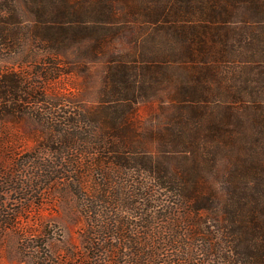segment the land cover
<instances>
[{
    "label": "trees",
    "instance_id": "1",
    "mask_svg": "<svg viewBox=\"0 0 264 264\" xmlns=\"http://www.w3.org/2000/svg\"><path fill=\"white\" fill-rule=\"evenodd\" d=\"M251 24H264V0H0V61L27 45L104 63L97 107L48 121L51 163L85 158L118 212L103 218L101 197L78 190V264H264V106L224 85L227 63H264ZM22 77L0 73V113L21 102ZM152 99L164 116L142 128L135 111Z\"/></svg>",
    "mask_w": 264,
    "mask_h": 264
},
{
    "label": "rangeland",
    "instance_id": "2",
    "mask_svg": "<svg viewBox=\"0 0 264 264\" xmlns=\"http://www.w3.org/2000/svg\"><path fill=\"white\" fill-rule=\"evenodd\" d=\"M24 4H22V7ZM23 18L24 26L30 18ZM243 23L233 27L241 29ZM254 38L261 36L260 25H247ZM259 34V35H258ZM250 35V34H247ZM22 36H27L22 34ZM232 37L233 34H232ZM126 40V38H124ZM260 40V39H259ZM251 49L255 60L264 56V39H255ZM123 47L128 43L122 42ZM237 39L228 42L229 51L244 53ZM213 46L218 47L214 42ZM224 49V48H223ZM0 73L17 70L23 78L21 102L15 109L0 113V181H4L5 194H0V264H78L87 252L83 247L87 230L80 208L78 190L85 199L101 197L97 214L118 215L115 207L106 205L108 198L102 188L95 186L94 178L87 172L85 158L75 167L51 163L54 156L45 145L52 138V117L82 115L97 107L104 70L102 61L89 62L79 57H51L36 47L17 46L15 52L3 51ZM224 80L226 88L253 93L248 99L251 106H264V63H248L243 60L227 63ZM29 93H33L32 98ZM37 95V96H36ZM24 97H27L25 100ZM164 112L160 101L152 99L140 103L135 119L144 125ZM35 157V160L29 158ZM48 165L49 167H46ZM71 170V172H69ZM10 178L11 181L7 179ZM13 180V181H12ZM107 197L111 188H107ZM96 216L97 227L104 226ZM98 229V228H97ZM112 243L120 245L119 241Z\"/></svg>",
    "mask_w": 264,
    "mask_h": 264
}]
</instances>
